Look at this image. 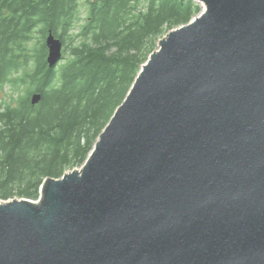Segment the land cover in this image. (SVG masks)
Segmentation results:
<instances>
[{"label": "water", "instance_id": "water-1", "mask_svg": "<svg viewBox=\"0 0 264 264\" xmlns=\"http://www.w3.org/2000/svg\"><path fill=\"white\" fill-rule=\"evenodd\" d=\"M193 1L85 162L0 201V264H264V0Z\"/></svg>", "mask_w": 264, "mask_h": 264}, {"label": "trees", "instance_id": "trees-1", "mask_svg": "<svg viewBox=\"0 0 264 264\" xmlns=\"http://www.w3.org/2000/svg\"><path fill=\"white\" fill-rule=\"evenodd\" d=\"M199 11L193 0H0V200H37L44 179L80 167L156 42ZM47 31L63 45L55 68Z\"/></svg>", "mask_w": 264, "mask_h": 264}, {"label": "rangeland", "instance_id": "rangeland-1", "mask_svg": "<svg viewBox=\"0 0 264 264\" xmlns=\"http://www.w3.org/2000/svg\"><path fill=\"white\" fill-rule=\"evenodd\" d=\"M198 5H199V3H197ZM200 6V5H199ZM200 11H201V6H200ZM199 11V12H200ZM198 15V14H197ZM196 16V15H195ZM32 35L34 36V37H36V36H38V33H37V29L36 30H34L33 32H32ZM160 40V39H159ZM158 40V41H159ZM158 41L156 42V45H157V43H158ZM33 42H34V40H33ZM158 49V47L156 46V50ZM65 60L63 59L61 62H60V64H63V62H64ZM6 94H10L9 93V91H8V88L7 89H5V91H4V93H3V96H5V99H9L8 98V96L6 95ZM31 95V94H30ZM29 95V96H30ZM74 168H79L78 166L77 167H74ZM72 170V169H71ZM71 170H66L65 172H68V171H71ZM12 199H21V198H19V197H17V196H15V197H13ZM11 199V200H12ZM1 202H3L2 200H0ZM32 201H35V200H32Z\"/></svg>", "mask_w": 264, "mask_h": 264}]
</instances>
